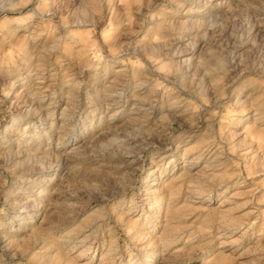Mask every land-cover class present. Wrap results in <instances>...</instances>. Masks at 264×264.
Here are the masks:
<instances>
[{
    "label": "rangeland",
    "instance_id": "374dc122",
    "mask_svg": "<svg viewBox=\"0 0 264 264\" xmlns=\"http://www.w3.org/2000/svg\"><path fill=\"white\" fill-rule=\"evenodd\" d=\"M0 264H264V0H0Z\"/></svg>",
    "mask_w": 264,
    "mask_h": 264
},
{
    "label": "bare ground",
    "instance_id": "6f19581e",
    "mask_svg": "<svg viewBox=\"0 0 264 264\" xmlns=\"http://www.w3.org/2000/svg\"><path fill=\"white\" fill-rule=\"evenodd\" d=\"M33 9H34V8H33ZM33 9H32V10H33ZM34 11H35V10H33V12H34Z\"/></svg>",
    "mask_w": 264,
    "mask_h": 264
}]
</instances>
